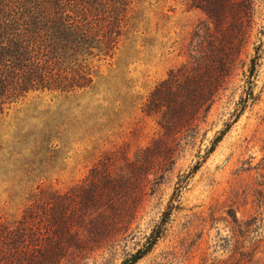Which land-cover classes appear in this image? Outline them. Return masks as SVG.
Instances as JSON below:
<instances>
[{
	"label": "rangeland",
	"instance_id": "1",
	"mask_svg": "<svg viewBox=\"0 0 264 264\" xmlns=\"http://www.w3.org/2000/svg\"><path fill=\"white\" fill-rule=\"evenodd\" d=\"M93 64L0 116V264H264V0H131ZM92 177L70 229L25 212Z\"/></svg>",
	"mask_w": 264,
	"mask_h": 264
},
{
	"label": "trees",
	"instance_id": "2",
	"mask_svg": "<svg viewBox=\"0 0 264 264\" xmlns=\"http://www.w3.org/2000/svg\"><path fill=\"white\" fill-rule=\"evenodd\" d=\"M130 5L131 0H0V116L7 104L33 90L90 88L96 75L93 61L114 55L128 26ZM201 99L207 108L209 98ZM98 181L92 177L64 192H48L25 212L47 208L57 225L70 229L92 205L89 185L96 187ZM21 242L15 249L23 259L7 264H35L42 243Z\"/></svg>",
	"mask_w": 264,
	"mask_h": 264
}]
</instances>
